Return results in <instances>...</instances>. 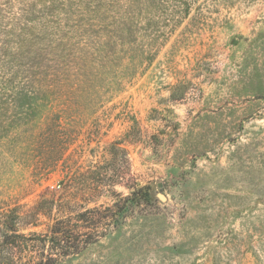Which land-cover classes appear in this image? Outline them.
<instances>
[{
  "label": "rangeland",
  "instance_id": "obj_1",
  "mask_svg": "<svg viewBox=\"0 0 264 264\" xmlns=\"http://www.w3.org/2000/svg\"><path fill=\"white\" fill-rule=\"evenodd\" d=\"M59 220L55 264H264V0H0V264Z\"/></svg>",
  "mask_w": 264,
  "mask_h": 264
},
{
  "label": "trees",
  "instance_id": "obj_2",
  "mask_svg": "<svg viewBox=\"0 0 264 264\" xmlns=\"http://www.w3.org/2000/svg\"><path fill=\"white\" fill-rule=\"evenodd\" d=\"M3 79V77L1 76ZM112 211L110 208H105L104 212H110ZM103 212V213H104ZM101 210L95 208L89 211H86L84 214H82L84 217L87 215V222H90L91 227H85V228H91L93 233L96 235L95 238H98L99 235V228L101 225V222L104 220L112 219L109 218V215H103ZM6 216V215H5ZM9 216H6V219H8ZM67 220H59L55 223L54 227L50 231V235H44V236H36V234H33L29 237H23L15 234L13 231H9L10 234H5V238L2 243L9 244L16 247H22L25 245L26 242H32L35 244V246L38 247V250L40 252V259L37 263L34 264H55L56 261H58L61 258L67 257L69 255L78 254L80 252V247H86L87 245L91 244L92 241H84V245L80 246L81 241L78 240V237H80L81 234L79 232H76L75 230H70L66 226ZM107 222V221H106ZM5 223V222H4ZM7 225L10 226L9 222L7 221ZM102 228V227H101ZM17 241V242H16ZM49 245L47 253L41 252L42 246ZM86 245V246H85ZM33 245L32 247L35 248ZM7 258L2 259V262H6ZM6 264V263H3Z\"/></svg>",
  "mask_w": 264,
  "mask_h": 264
}]
</instances>
